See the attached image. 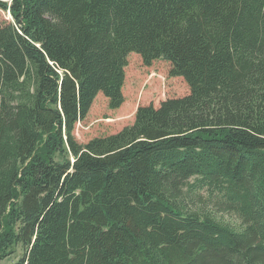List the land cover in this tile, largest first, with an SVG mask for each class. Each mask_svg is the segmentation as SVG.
Segmentation results:
<instances>
[{
	"label": "trees",
	"instance_id": "1",
	"mask_svg": "<svg viewBox=\"0 0 264 264\" xmlns=\"http://www.w3.org/2000/svg\"><path fill=\"white\" fill-rule=\"evenodd\" d=\"M0 8V261L264 264V0ZM132 51L189 92L80 142L98 93L125 101Z\"/></svg>",
	"mask_w": 264,
	"mask_h": 264
},
{
	"label": "rangeland",
	"instance_id": "2",
	"mask_svg": "<svg viewBox=\"0 0 264 264\" xmlns=\"http://www.w3.org/2000/svg\"><path fill=\"white\" fill-rule=\"evenodd\" d=\"M12 19L10 11L0 8V23ZM171 63L165 59H155L147 65L141 55L132 51L128 55L126 78L123 86L125 101L118 108L109 106L108 98L98 93L87 116L76 123L74 133L80 142H87L94 136L114 133L134 121L137 107L153 103L159 106L169 97L185 95L189 85L181 75H171ZM231 222H238L235 215L218 213ZM12 251L0 264H14L23 253V246L15 244Z\"/></svg>",
	"mask_w": 264,
	"mask_h": 264
}]
</instances>
